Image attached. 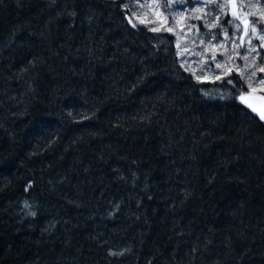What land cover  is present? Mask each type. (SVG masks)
Wrapping results in <instances>:
<instances>
[{"label":"trees","instance_id":"1","mask_svg":"<svg viewBox=\"0 0 264 264\" xmlns=\"http://www.w3.org/2000/svg\"><path fill=\"white\" fill-rule=\"evenodd\" d=\"M135 2L0 0V264H264V0H200L211 80Z\"/></svg>","mask_w":264,"mask_h":264},{"label":"rangeland","instance_id":"2","mask_svg":"<svg viewBox=\"0 0 264 264\" xmlns=\"http://www.w3.org/2000/svg\"><path fill=\"white\" fill-rule=\"evenodd\" d=\"M135 1L134 4L138 8L132 15V22H150L157 28H167L173 31L178 37V46L180 54L183 53L181 55L184 63L201 78L215 79L224 74L225 71L238 67L236 61H234V59L237 60L239 55L235 42L228 45L227 42L214 41L201 35L205 32L200 34L198 28L195 27L196 20H194V17L199 16L197 20L202 21L198 12L200 0ZM234 16L240 25L248 20L247 28L242 26V28L244 27L243 31L241 30L242 36H252L250 33L254 32L253 29L257 31L256 27L252 26L245 10L235 13ZM254 34L257 35L256 33ZM247 41L249 42L251 39L247 38ZM221 45L223 47H220ZM262 47H264V41L262 42ZM184 49H187V51H184ZM213 55L215 59H212ZM255 60L256 62L258 61L257 55ZM217 64H220L221 67H217ZM248 76H251L252 84L255 87L263 85L259 83L262 80L261 78H256V75L253 76L250 72H248Z\"/></svg>","mask_w":264,"mask_h":264},{"label":"snow or ice","instance_id":"3","mask_svg":"<svg viewBox=\"0 0 264 264\" xmlns=\"http://www.w3.org/2000/svg\"><path fill=\"white\" fill-rule=\"evenodd\" d=\"M233 15H235V13H233ZM197 18H199V17H197ZM217 19H218V17H217ZM227 23L231 24L232 21H228ZM210 27H216V25L215 24H212V25H210ZM152 30L153 31H156L157 29H152ZM189 30H191V29H189ZM253 31H255V29H253ZM225 36L227 37V32H225ZM262 39H264V38H262ZM241 43H243V40L241 41ZM249 43H250V41H249ZM220 47H223V45H221ZM254 50H255L254 48H250L249 49V51H254ZM184 51H187V49H184ZM181 54H183V53H181ZM243 58L245 60L248 59L247 56H245ZM212 59H215V56L214 55H213ZM217 67H221V65L220 64H217ZM260 70L261 71H264V69H260ZM252 75L254 76L255 73H252ZM248 80H249V87H251V85H252L251 76L248 78ZM228 83H231V81H228ZM259 83L260 84H264V79H262L261 81H259ZM243 91L247 94V96H250L251 95V93H248L247 92V89H243ZM238 98L240 99V101L242 103L248 104V106L251 107L253 111L257 112V114L259 115L260 119L264 120V110L257 109L251 103H249L248 100H247V98H246V95H240Z\"/></svg>","mask_w":264,"mask_h":264},{"label":"water","instance_id":"4","mask_svg":"<svg viewBox=\"0 0 264 264\" xmlns=\"http://www.w3.org/2000/svg\"><path fill=\"white\" fill-rule=\"evenodd\" d=\"M230 6H231L233 11H237V9H238L237 0H230ZM247 25H248V20L244 21V23H243V26L245 28H247ZM246 98H247L248 102L251 103L254 107H256L257 109H260V110H264V97L263 96L256 95V94H251L250 96H247V94H246ZM246 105L248 106V104H246ZM249 108L252 110L251 107H249ZM255 113L257 114V112H255Z\"/></svg>","mask_w":264,"mask_h":264}]
</instances>
